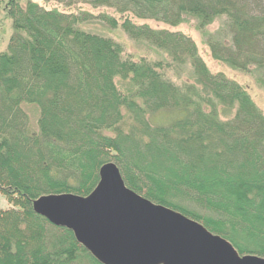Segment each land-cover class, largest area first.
I'll return each mask as SVG.
<instances>
[{
	"label": "trees",
	"instance_id": "trees-1",
	"mask_svg": "<svg viewBox=\"0 0 264 264\" xmlns=\"http://www.w3.org/2000/svg\"><path fill=\"white\" fill-rule=\"evenodd\" d=\"M124 1L135 13L157 4ZM156 1L166 5L175 0ZM208 3L226 9L238 22L236 51L216 49V57L235 61L238 50L245 48L247 57H263L264 29L256 23L264 24V0ZM5 5L15 33L0 50V195L13 207L0 208V264H101L71 230L51 224L32 203L41 195H88L106 162L116 164L134 192L198 221L227 239L240 255L264 257V173L256 179L199 176L184 157H175L180 148H166L160 136L168 133L167 128L156 132L136 125L127 139L116 117L103 122L92 118L95 81L100 78L89 57L92 45L53 24L69 20L71 14L55 18L53 10L30 0L25 7L17 0ZM161 32L189 46L178 32ZM143 34L144 30L139 33ZM204 80L233 101L236 89L219 74H206ZM26 105L38 108L37 131L29 127ZM241 109L220 132L229 138L230 151L246 147L264 170V116L252 101Z\"/></svg>",
	"mask_w": 264,
	"mask_h": 264
},
{
	"label": "rangeland",
	"instance_id": "rangeland-1",
	"mask_svg": "<svg viewBox=\"0 0 264 264\" xmlns=\"http://www.w3.org/2000/svg\"><path fill=\"white\" fill-rule=\"evenodd\" d=\"M6 1L0 0V50L6 49L15 33L4 9ZM17 1L25 7L28 0ZM30 1L53 10L58 19L64 16L63 12L70 13L69 20L53 24L70 30L67 33L71 37L72 32L85 37V43L92 45L89 57L100 75L95 81L92 118L103 122L107 117H116L127 139L136 125L155 131L167 128L166 135L157 133L166 148H180L173 152L175 157H184L199 176H262L264 170L247 148L230 151L229 138L220 132L226 131L225 124L238 116L246 102L252 101L264 116V55L247 57L245 48L238 50L235 61L215 56L216 49L230 48L232 54L236 51L238 22L234 18L232 21L229 11L210 6L211 0H175L166 5L150 0L157 3L155 9L139 8L138 13L124 0ZM122 7L128 9L121 11ZM256 25L261 31L264 29V24ZM137 26L141 29L137 30ZM162 29L178 32L189 46L165 36ZM142 30L143 36L139 35ZM209 73L219 74L236 89L231 103L204 80ZM25 110L30 129L37 131L38 108L26 105ZM12 207L0 195V208Z\"/></svg>",
	"mask_w": 264,
	"mask_h": 264
},
{
	"label": "water",
	"instance_id": "water-1",
	"mask_svg": "<svg viewBox=\"0 0 264 264\" xmlns=\"http://www.w3.org/2000/svg\"><path fill=\"white\" fill-rule=\"evenodd\" d=\"M98 176L86 196L41 195L32 207L71 230L101 264H264V257L240 255L198 221L128 188L114 162L101 165Z\"/></svg>",
	"mask_w": 264,
	"mask_h": 264
}]
</instances>
